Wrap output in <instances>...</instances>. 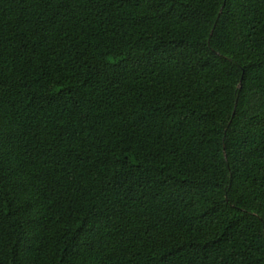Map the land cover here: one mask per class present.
Returning <instances> with one entry per match:
<instances>
[{"label":"trees","instance_id":"16d2710c","mask_svg":"<svg viewBox=\"0 0 264 264\" xmlns=\"http://www.w3.org/2000/svg\"><path fill=\"white\" fill-rule=\"evenodd\" d=\"M0 264H264V0H0Z\"/></svg>","mask_w":264,"mask_h":264},{"label":"snow or ice","instance_id":"6c2138e0","mask_svg":"<svg viewBox=\"0 0 264 264\" xmlns=\"http://www.w3.org/2000/svg\"><path fill=\"white\" fill-rule=\"evenodd\" d=\"M91 228V225L88 224L86 221L84 222V225L82 226L81 228V232L86 234L87 233V230Z\"/></svg>","mask_w":264,"mask_h":264}]
</instances>
